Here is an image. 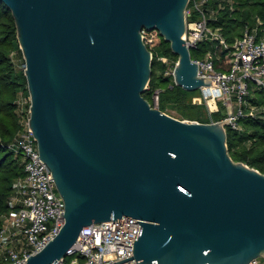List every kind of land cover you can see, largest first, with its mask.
<instances>
[{"label": "water", "instance_id": "1", "mask_svg": "<svg viewBox=\"0 0 264 264\" xmlns=\"http://www.w3.org/2000/svg\"><path fill=\"white\" fill-rule=\"evenodd\" d=\"M12 12L31 95L29 126L65 202V224L27 264H56L84 227L145 221L138 264L264 258V173L235 161L227 120L178 119L145 97L157 30L176 85H211L184 36L190 0H0Z\"/></svg>", "mask_w": 264, "mask_h": 264}, {"label": "built area", "instance_id": "2", "mask_svg": "<svg viewBox=\"0 0 264 264\" xmlns=\"http://www.w3.org/2000/svg\"><path fill=\"white\" fill-rule=\"evenodd\" d=\"M211 0H190L187 9V33L184 36L190 49L209 42L211 47L202 56L193 57L198 63L201 76L212 77L211 85L200 88L202 99L210 106V115L223 104L227 112L221 120L226 128L243 131V119L248 116L261 117L264 107L256 114H249L250 99L255 89L264 90V36L247 26L244 35L233 43L227 41L219 29L211 22L209 5ZM157 31V30H155ZM149 48L161 40L157 31L150 36L144 31ZM12 60L26 70V62L11 54ZM24 58V57H23ZM158 59L167 65L164 76L173 77L177 61L165 56ZM175 81V80H174ZM150 88V85H149ZM148 88V89H149ZM161 89L154 91L155 106L159 107ZM201 98V97H200ZM31 95L23 90L17 99L21 130L9 148L20 154L24 161L26 176L15 184L12 208L3 215L0 228V264H27V258L41 251L54 239L65 224L64 198L60 194L52 171L47 163L38 159L40 151L29 118ZM211 122H215L211 116ZM144 219L123 216L118 220L93 223L83 228L76 244L69 250L73 257L70 264H138L134 253L135 239H139ZM67 256L56 264H68ZM249 264H264L258 257Z\"/></svg>", "mask_w": 264, "mask_h": 264}, {"label": "trees", "instance_id": "3", "mask_svg": "<svg viewBox=\"0 0 264 264\" xmlns=\"http://www.w3.org/2000/svg\"><path fill=\"white\" fill-rule=\"evenodd\" d=\"M212 16L211 22L219 29L227 41L233 43L244 35L247 26L251 31L257 30L259 37L264 34V0H211L208 7ZM164 41L161 37L159 42ZM205 48L211 43H202ZM154 53L153 75L150 88L144 94L154 104L153 94L161 89L159 108L166 112L172 108L181 114L183 119L211 122L210 113L203 115L200 111L203 104H197L196 91H189L176 85L173 77L164 76L167 65L158 59L167 56L177 61L170 45L166 44L164 53ZM16 52L24 61L17 38V28L11 10L0 2V228L3 215L8 213L14 203L15 182L26 176L24 161L20 154L9 148L15 142L21 130L17 99L27 89L24 71L19 72L11 54ZM199 55H203L201 51ZM258 101L264 107V90H257ZM207 109V107H206ZM222 110L210 116L216 121L224 117ZM245 129L241 132L228 128L229 151L235 161H242L264 173V114L261 117L248 116L243 120Z\"/></svg>", "mask_w": 264, "mask_h": 264}, {"label": "rangeland", "instance_id": "4", "mask_svg": "<svg viewBox=\"0 0 264 264\" xmlns=\"http://www.w3.org/2000/svg\"><path fill=\"white\" fill-rule=\"evenodd\" d=\"M149 34H150V36H151V35H156V34H157V31H155V30L150 31ZM263 36H264V34H263ZM162 38H163V37H162ZM163 40H164V38H163ZM166 44L170 45V44H169L168 42H166L165 40L162 41V42H159V41H158V42L156 43L155 52H156V53L161 52V53L163 54V53H164V47H165ZM170 47H171V46H170ZM204 50H206V48H205V46H203L202 43H201L200 46H199L198 48H193V49L191 50L192 56H193V57L201 56V55H199V53H202L201 51H204ZM172 53H173V52H172ZM165 57H167V56H165ZM167 58H169V57H167ZM169 59L172 60L171 58H169ZM17 69H18L19 72H22V71H23V69L21 68V66H18V65H17ZM196 92H197V94H198V96H199V98L196 100L197 104H203V105L201 106V109H200L201 113H202L203 115H205V113H207V111H208V113H210V106H209V105H208V104L202 99L201 91H200V90H196ZM200 97H201V98H200ZM259 100H260V96H259V94L257 93V91H255L253 97L250 99V105H251V107L249 108V112H248L249 114H256V113L258 112V109H259L260 106H261V104L258 103ZM206 107H207V109H206ZM219 109L222 110V112H223L224 114H226L227 109H226V107H225L223 104H219ZM166 112H167L168 114H170V115H172V116L178 118V119L183 120V121L194 122V121H192V120L190 121V120H187V119H183V117L181 116V114L179 113V111H177V110H175V109L167 108V109H166ZM209 119L211 120V116H210V115H209ZM72 258H73V257L67 256L66 259H67V263H68V264H70Z\"/></svg>", "mask_w": 264, "mask_h": 264}, {"label": "crops", "instance_id": "5", "mask_svg": "<svg viewBox=\"0 0 264 264\" xmlns=\"http://www.w3.org/2000/svg\"><path fill=\"white\" fill-rule=\"evenodd\" d=\"M255 91H257L256 89H255ZM217 112V111H216Z\"/></svg>", "mask_w": 264, "mask_h": 264}]
</instances>
